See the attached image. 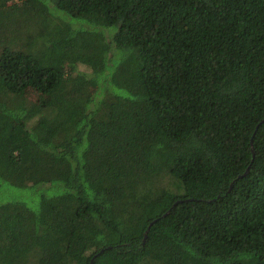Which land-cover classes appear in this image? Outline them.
I'll return each instance as SVG.
<instances>
[{"label":"trees","instance_id":"obj_1","mask_svg":"<svg viewBox=\"0 0 264 264\" xmlns=\"http://www.w3.org/2000/svg\"><path fill=\"white\" fill-rule=\"evenodd\" d=\"M0 42V199L53 191L0 264H264V0H0Z\"/></svg>","mask_w":264,"mask_h":264},{"label":"rangeland","instance_id":"obj_2","mask_svg":"<svg viewBox=\"0 0 264 264\" xmlns=\"http://www.w3.org/2000/svg\"><path fill=\"white\" fill-rule=\"evenodd\" d=\"M1 49H2V43L0 42V50ZM30 93H31V98L32 99L33 98L34 99L35 98H39L37 92L31 91ZM38 186H42V184L38 185ZM38 186L29 187L27 189H18V188H14L12 186H9L8 190L5 191L6 198L0 199V200L5 201V200H8V199H15V200H24V201L30 203V202L35 200L34 198L36 197V195H37V198H38L42 192H46L49 195L53 194L52 193L53 191L50 190V189H40V190H38ZM4 188H7V187H4ZM36 203L37 202L35 201L32 205L34 206V205H36Z\"/></svg>","mask_w":264,"mask_h":264},{"label":"water","instance_id":"obj_3","mask_svg":"<svg viewBox=\"0 0 264 264\" xmlns=\"http://www.w3.org/2000/svg\"><path fill=\"white\" fill-rule=\"evenodd\" d=\"M154 222H156V220H154L152 223H154ZM151 225H152V224H151ZM151 225L149 226V228H148V230H147V232H146L145 238H146L147 235H148V231H149ZM91 264H94V258L91 260Z\"/></svg>","mask_w":264,"mask_h":264}]
</instances>
